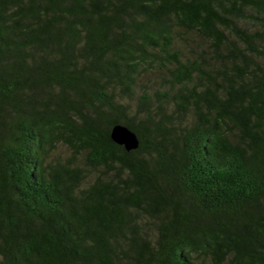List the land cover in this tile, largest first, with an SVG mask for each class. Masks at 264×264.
Listing matches in <instances>:
<instances>
[{"label":"trees","instance_id":"1","mask_svg":"<svg viewBox=\"0 0 264 264\" xmlns=\"http://www.w3.org/2000/svg\"><path fill=\"white\" fill-rule=\"evenodd\" d=\"M0 264H264V0H0Z\"/></svg>","mask_w":264,"mask_h":264},{"label":"water","instance_id":"2","mask_svg":"<svg viewBox=\"0 0 264 264\" xmlns=\"http://www.w3.org/2000/svg\"><path fill=\"white\" fill-rule=\"evenodd\" d=\"M110 138L127 152L136 150L139 147V140L135 133L121 124L114 125L111 128Z\"/></svg>","mask_w":264,"mask_h":264},{"label":"rangeland","instance_id":"3","mask_svg":"<svg viewBox=\"0 0 264 264\" xmlns=\"http://www.w3.org/2000/svg\"><path fill=\"white\" fill-rule=\"evenodd\" d=\"M62 154H63L62 155L63 157L67 158L68 155H67V152L66 151L65 152H62Z\"/></svg>","mask_w":264,"mask_h":264}]
</instances>
